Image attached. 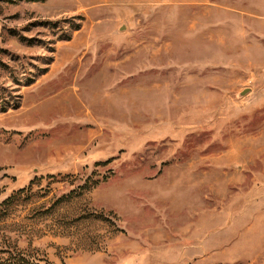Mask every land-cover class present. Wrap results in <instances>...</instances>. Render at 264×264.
Listing matches in <instances>:
<instances>
[{"label": "rangeland", "instance_id": "374dc122", "mask_svg": "<svg viewBox=\"0 0 264 264\" xmlns=\"http://www.w3.org/2000/svg\"><path fill=\"white\" fill-rule=\"evenodd\" d=\"M0 264H264V0H0Z\"/></svg>", "mask_w": 264, "mask_h": 264}, {"label": "water", "instance_id": "95a60500", "mask_svg": "<svg viewBox=\"0 0 264 264\" xmlns=\"http://www.w3.org/2000/svg\"><path fill=\"white\" fill-rule=\"evenodd\" d=\"M247 91V90H246ZM246 91L242 92L241 95H243L244 93H246Z\"/></svg>", "mask_w": 264, "mask_h": 264}]
</instances>
